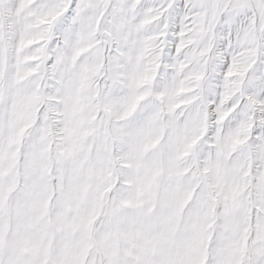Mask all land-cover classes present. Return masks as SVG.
I'll use <instances>...</instances> for the list:
<instances>
[{"label":"snow or ice","instance_id":"obj_1","mask_svg":"<svg viewBox=\"0 0 264 264\" xmlns=\"http://www.w3.org/2000/svg\"><path fill=\"white\" fill-rule=\"evenodd\" d=\"M0 264H264V0H0Z\"/></svg>","mask_w":264,"mask_h":264}]
</instances>
